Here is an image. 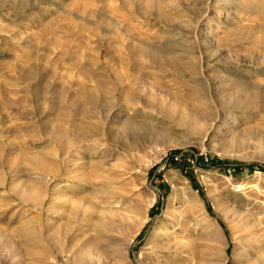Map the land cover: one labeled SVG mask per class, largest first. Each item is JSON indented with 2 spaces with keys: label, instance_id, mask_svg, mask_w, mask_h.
Wrapping results in <instances>:
<instances>
[{
  "label": "rangeland",
  "instance_id": "1",
  "mask_svg": "<svg viewBox=\"0 0 264 264\" xmlns=\"http://www.w3.org/2000/svg\"><path fill=\"white\" fill-rule=\"evenodd\" d=\"M0 264H264V0H0Z\"/></svg>",
  "mask_w": 264,
  "mask_h": 264
},
{
  "label": "bare ground",
  "instance_id": "2",
  "mask_svg": "<svg viewBox=\"0 0 264 264\" xmlns=\"http://www.w3.org/2000/svg\"><path fill=\"white\" fill-rule=\"evenodd\" d=\"M168 63V62H167ZM175 64V63H174ZM160 65V64H159ZM173 67V66H172ZM174 69V68H173ZM49 177V176H48ZM51 179H47V182L50 183ZM74 187H77L76 185H74ZM95 189V188H94ZM75 200V199H74ZM74 200H71V202H74L75 204H77Z\"/></svg>",
  "mask_w": 264,
  "mask_h": 264
}]
</instances>
